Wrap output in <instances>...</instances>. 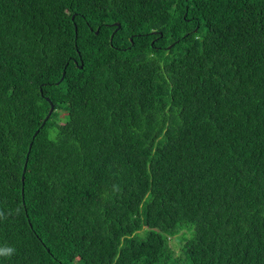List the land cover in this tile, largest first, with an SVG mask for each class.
Returning <instances> with one entry per match:
<instances>
[{"label":"trees","instance_id":"16d2710c","mask_svg":"<svg viewBox=\"0 0 264 264\" xmlns=\"http://www.w3.org/2000/svg\"><path fill=\"white\" fill-rule=\"evenodd\" d=\"M3 247L264 264V0H0Z\"/></svg>","mask_w":264,"mask_h":264},{"label":"rangeland","instance_id":"374dc122","mask_svg":"<svg viewBox=\"0 0 264 264\" xmlns=\"http://www.w3.org/2000/svg\"><path fill=\"white\" fill-rule=\"evenodd\" d=\"M188 236H191L190 231L188 229H185V230H182L177 236L170 238V244L172 246V249L175 251L176 255L180 254L182 244L184 243L183 240L185 237H188Z\"/></svg>","mask_w":264,"mask_h":264},{"label":"water","instance_id":"95a60500","mask_svg":"<svg viewBox=\"0 0 264 264\" xmlns=\"http://www.w3.org/2000/svg\"><path fill=\"white\" fill-rule=\"evenodd\" d=\"M114 24H117L118 27H120V23L116 22V23H114ZM97 33H98V31H97ZM112 38H113V34H112ZM63 78H64V75H63V77L61 78V80H62ZM49 101H50V100H49ZM50 103H51V102H50ZM54 110H55V107H54L53 104H51L50 112H49L48 116L45 118V120H44V122H43L42 125H44V124L46 123L47 119L51 116V114L53 113ZM38 132H39V130L36 131L35 135L38 134ZM31 148H32V143L30 144L29 151H30ZM28 156H29V153L27 154V157H28ZM27 161H28V158L26 159V162H27ZM26 170H27V167H26V163H25V166H24V169H23L22 181L25 180V173H26Z\"/></svg>","mask_w":264,"mask_h":264},{"label":"clouds","instance_id":"9594fccd","mask_svg":"<svg viewBox=\"0 0 264 264\" xmlns=\"http://www.w3.org/2000/svg\"><path fill=\"white\" fill-rule=\"evenodd\" d=\"M16 250L13 247H3L0 248V256H3L5 258H10L13 255H15Z\"/></svg>","mask_w":264,"mask_h":264}]
</instances>
